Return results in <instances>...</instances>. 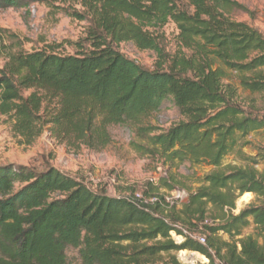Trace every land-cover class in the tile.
I'll use <instances>...</instances> for the list:
<instances>
[{
    "label": "trees",
    "instance_id": "1",
    "mask_svg": "<svg viewBox=\"0 0 264 264\" xmlns=\"http://www.w3.org/2000/svg\"><path fill=\"white\" fill-rule=\"evenodd\" d=\"M25 1L0 0V8L26 9ZM54 1L88 23L86 35L62 54L56 44L28 51L30 40L0 29V116L22 145L49 132L76 151L101 152L111 126H129L135 152L167 175L142 193L111 197L55 167L0 166V264H67L69 248L82 264H183L177 253L186 251L208 264H264V34L232 17L247 8L233 0ZM172 23L175 49L164 31ZM124 43L153 52L154 67L128 58ZM167 101L182 121L162 131L148 122ZM233 154L245 164H225ZM185 164L213 169L174 172ZM177 189L189 199L170 206L165 196ZM246 194L254 201L235 214Z\"/></svg>",
    "mask_w": 264,
    "mask_h": 264
},
{
    "label": "rangeland",
    "instance_id": "2",
    "mask_svg": "<svg viewBox=\"0 0 264 264\" xmlns=\"http://www.w3.org/2000/svg\"><path fill=\"white\" fill-rule=\"evenodd\" d=\"M233 1L247 8L248 11H233L232 17L248 23L264 34V0ZM25 2L29 4L26 9L0 8V29L9 30L30 40L25 46L28 51L42 49L46 44H56L61 45L58 52L74 54L75 49L71 43L85 37L88 23L72 20L62 11L54 9L53 6H59V1L26 0ZM164 31L169 41V49H175V38L178 34L176 26L173 23L169 24ZM119 49L138 64L149 69L154 67L156 55L153 52L140 51L132 43H124ZM245 97H249L248 94ZM181 121L182 117L178 109L167 101L148 123L163 131ZM110 133L112 143L101 152H92L84 147L77 151L69 149L56 143L49 132L32 146H26L19 143L12 134L10 124L0 116V166L12 164L34 168L37 171L55 167L93 190H105L111 197H118L132 190L142 193L149 183L158 184L166 177L167 167L162 163L142 158L135 152L131 144L137 139L131 127L111 126ZM262 137L252 136L251 140L255 144H263ZM244 152L252 156L257 154L253 147L245 148ZM224 163L239 166L245 164L236 154L228 156ZM212 169L205 165L185 164L174 172L192 177L203 176ZM258 169L264 171V163L259 165ZM188 184L196 186L192 180ZM253 201V195L246 200L244 198L238 200L235 214H239ZM173 238L179 243L182 237L173 235ZM177 255L183 264H204L198 256L185 255L181 252ZM67 257V264H82L77 249L69 248Z\"/></svg>",
    "mask_w": 264,
    "mask_h": 264
},
{
    "label": "built area",
    "instance_id": "3",
    "mask_svg": "<svg viewBox=\"0 0 264 264\" xmlns=\"http://www.w3.org/2000/svg\"><path fill=\"white\" fill-rule=\"evenodd\" d=\"M189 195L185 190L177 189L165 196V201L170 206H182L187 203ZM158 199L153 198L150 201L156 202ZM194 239L198 240L200 243L205 244V238L202 236H194Z\"/></svg>",
    "mask_w": 264,
    "mask_h": 264
},
{
    "label": "crops",
    "instance_id": "4",
    "mask_svg": "<svg viewBox=\"0 0 264 264\" xmlns=\"http://www.w3.org/2000/svg\"><path fill=\"white\" fill-rule=\"evenodd\" d=\"M251 231L250 232H248V233H251L253 230L252 229H250ZM183 237L181 238V241L179 242V243H182L183 242ZM183 252V251H182ZM186 253L187 254H190V255H192V256H198L199 258H200V260H201V258H205L204 256H202L201 254H199V253H196V252H191V251H186ZM185 253V254H186ZM179 254V253H178ZM178 256V255H177ZM202 263H204V264H207V262L209 263V260L208 259H206L204 262L203 261H201Z\"/></svg>",
    "mask_w": 264,
    "mask_h": 264
},
{
    "label": "bare ground",
    "instance_id": "5",
    "mask_svg": "<svg viewBox=\"0 0 264 264\" xmlns=\"http://www.w3.org/2000/svg\"><path fill=\"white\" fill-rule=\"evenodd\" d=\"M251 196H252L251 194H246L243 198L246 200V199L250 198Z\"/></svg>",
    "mask_w": 264,
    "mask_h": 264
},
{
    "label": "water",
    "instance_id": "6",
    "mask_svg": "<svg viewBox=\"0 0 264 264\" xmlns=\"http://www.w3.org/2000/svg\"><path fill=\"white\" fill-rule=\"evenodd\" d=\"M205 260H206V258H201V261H203V262H204Z\"/></svg>",
    "mask_w": 264,
    "mask_h": 264
}]
</instances>
